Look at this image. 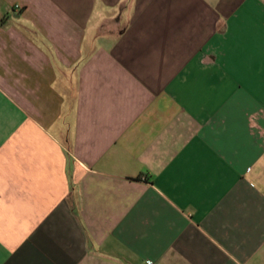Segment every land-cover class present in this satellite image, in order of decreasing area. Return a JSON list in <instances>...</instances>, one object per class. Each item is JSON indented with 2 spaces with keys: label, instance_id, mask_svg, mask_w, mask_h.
Listing matches in <instances>:
<instances>
[{
  "label": "crops",
  "instance_id": "obj_1",
  "mask_svg": "<svg viewBox=\"0 0 264 264\" xmlns=\"http://www.w3.org/2000/svg\"><path fill=\"white\" fill-rule=\"evenodd\" d=\"M0 264H264V0H0Z\"/></svg>",
  "mask_w": 264,
  "mask_h": 264
},
{
  "label": "built area",
  "instance_id": "obj_2",
  "mask_svg": "<svg viewBox=\"0 0 264 264\" xmlns=\"http://www.w3.org/2000/svg\"><path fill=\"white\" fill-rule=\"evenodd\" d=\"M17 8H19V7H17Z\"/></svg>",
  "mask_w": 264,
  "mask_h": 264
}]
</instances>
